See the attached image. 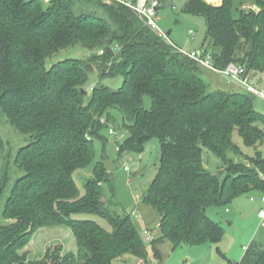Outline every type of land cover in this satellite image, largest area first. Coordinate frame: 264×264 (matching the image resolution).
<instances>
[{"label": "trees", "instance_id": "obj_1", "mask_svg": "<svg viewBox=\"0 0 264 264\" xmlns=\"http://www.w3.org/2000/svg\"><path fill=\"white\" fill-rule=\"evenodd\" d=\"M156 1L159 9L165 0ZM245 1L187 0L181 10L204 19L201 46L215 68L241 66L254 80L264 72V0H249L256 10L245 9ZM47 3L0 0V114L24 140L0 169V264H125L126 256L147 262L149 243L159 257L164 241L172 249L221 241L224 230L208 209L251 191L264 195V114L253 107V96L211 89L201 66L132 9L98 0ZM75 45L91 51L93 61L56 62L60 50ZM96 65L99 81L87 90ZM106 78L121 84L110 88L101 83ZM116 116L126 132L118 155L141 154L151 139L159 142L156 175L139 199L159 217L158 234L146 235L147 244L129 215L102 202L110 174L100 162L81 189L75 180L94 161V140L106 144L102 132L109 127L101 120ZM235 134L253 149L248 163ZM7 146L0 130V156ZM204 149L222 162L217 173L203 166ZM11 167L18 174L10 179ZM54 227L71 230L75 254L55 246L31 260L21 252L40 229ZM229 264H264V245L252 241Z\"/></svg>", "mask_w": 264, "mask_h": 264}, {"label": "rangeland", "instance_id": "obj_2", "mask_svg": "<svg viewBox=\"0 0 264 264\" xmlns=\"http://www.w3.org/2000/svg\"><path fill=\"white\" fill-rule=\"evenodd\" d=\"M98 1L113 4L107 0ZM186 1L165 0L156 11V23L165 34L168 31L171 32L168 39L178 49L186 52L198 51L205 35V22L202 17L182 12L181 9ZM205 1L211 4V1ZM41 3L44 8L49 6V3L45 0H41ZM243 7L256 10V7L251 6L249 0L245 1ZM68 57H74L82 61H93L91 51L82 48L80 45L60 50L54 59L57 62L58 59ZM98 66H95L94 74L90 76L87 82V90H90L99 81ZM200 72L211 89L225 92H243L239 85L221 74L203 67L200 68ZM101 83L116 89L120 86L121 79L106 78ZM253 83L256 88L264 86V72L259 73ZM252 101L255 110L264 114V100L253 96ZM150 104V99L145 97L144 105L146 108H149ZM120 122V118L116 116V121L107 120L103 125L105 124L106 128L113 127L119 131ZM0 130L8 145L7 150L0 156L1 169L8 157V160L14 157L15 152L24 143V140L9 125H5L1 114ZM121 131L123 130L121 129ZM102 135L107 138L106 142L104 141L106 144L104 145L100 139L94 140V161L75 178L77 185L81 189L82 181L93 175L96 163L100 162L105 171L110 174V181L104 182L102 185V192L104 198L108 201L109 210L120 215H129L133 224L141 233L147 228L150 231L149 239L157 236L159 217L151 207L141 203L139 199L145 193L157 172L159 160L158 140L151 139L141 154L123 152L118 155L119 143H122V141L118 143L113 137L108 136L107 129L102 132ZM233 139L243 152L242 162L248 163L247 159L252 157L253 149L245 146L238 135L235 134ZM259 150L264 153V144L259 147ZM202 161L203 166L211 173H217L222 167V162L206 149L203 150ZM125 167L127 170L124 169ZM9 173L10 179L18 174L12 167L9 169ZM2 194L5 199L8 191L5 189ZM261 196L260 192L251 191L234 199L226 206L208 209V216L221 225L224 230L223 238L218 243H205L198 246H182L172 249L171 243L164 241L157 246L159 257H154L152 245L149 243L146 264H229L230 262L240 261L244 254L243 247L246 248L252 241L264 245V220L258 218L259 212L264 209V205L260 201ZM250 199H253V201ZM86 218L95 220L107 231L111 230L108 222L99 216L89 215ZM55 246H62L63 254L67 252L76 253V241L70 229L63 227L40 229L21 252H28V258L35 260L39 259L47 249H52ZM124 260L125 264H136L138 261L132 256H126Z\"/></svg>", "mask_w": 264, "mask_h": 264}, {"label": "built area", "instance_id": "obj_3", "mask_svg": "<svg viewBox=\"0 0 264 264\" xmlns=\"http://www.w3.org/2000/svg\"><path fill=\"white\" fill-rule=\"evenodd\" d=\"M45 1L48 2L49 0H45ZM107 1L111 3L120 4L129 9L134 10L140 16L145 18L147 26L152 31H154L161 39L173 45L169 41L167 33L165 34L156 23V11L158 7V2L156 0H149V1L138 0L136 3H133L132 0H107ZM177 50L181 54L193 60L199 66L210 69L218 74H221L229 78L230 81L239 85L244 92L264 100V86L256 88L253 83L252 77L245 70V68L234 64H229L227 67L223 69H217L212 64L211 55L208 52H206L203 48L198 51H191V52H186L178 48ZM101 122L104 123V120H101ZM107 133L110 137H113L117 142L124 140L126 136L125 132L121 130L117 131L113 127H109L107 129ZM124 169L127 170L126 167ZM251 201H253V199H251ZM260 201L264 205V195L261 196ZM258 217L260 220H264V209H262L259 212ZM144 233L147 236H149V231H144ZM243 249L245 250L246 248ZM136 264H146V262L143 259H138Z\"/></svg>", "mask_w": 264, "mask_h": 264}, {"label": "water", "instance_id": "obj_4", "mask_svg": "<svg viewBox=\"0 0 264 264\" xmlns=\"http://www.w3.org/2000/svg\"><path fill=\"white\" fill-rule=\"evenodd\" d=\"M168 34H170V32H168ZM102 202H106V199L103 198V199H102ZM141 237H142V239H143V242H144L145 244H147V243H148V238H147V236H146V234H145L144 232L141 233Z\"/></svg>", "mask_w": 264, "mask_h": 264}, {"label": "crops", "instance_id": "obj_5", "mask_svg": "<svg viewBox=\"0 0 264 264\" xmlns=\"http://www.w3.org/2000/svg\"><path fill=\"white\" fill-rule=\"evenodd\" d=\"M209 1H211V4L212 5H215V6H219L220 4H221V0H209ZM168 32H170V31H168ZM167 32V33H168ZM170 34H171V32H170ZM201 48H202V46H201ZM251 200V199H250ZM259 218V217H258ZM244 248V247H243Z\"/></svg>", "mask_w": 264, "mask_h": 264}]
</instances>
